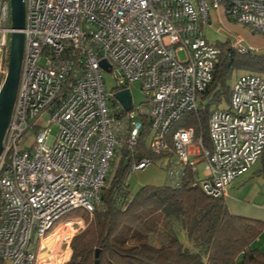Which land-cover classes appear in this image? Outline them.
<instances>
[{
  "label": "built area",
  "instance_id": "obj_1",
  "mask_svg": "<svg viewBox=\"0 0 264 264\" xmlns=\"http://www.w3.org/2000/svg\"><path fill=\"white\" fill-rule=\"evenodd\" d=\"M24 7L20 80L0 153L2 262L55 264V242L67 252L84 228L67 215L100 205L111 164L131 159L130 173L153 165L148 157L135 161L145 125L146 149L174 159L165 170L173 188L182 185L185 170L196 176L204 162L198 187L223 199L260 160L264 77L258 74L237 77L226 107L210 109L208 146L192 127H175L210 101L202 94L221 50L202 32L209 11L222 9L264 38V0H24ZM12 32L10 1L0 0V89ZM232 48L255 52L239 37ZM102 72L115 75L111 92ZM133 84L145 101L126 111L114 95ZM41 251L47 252L43 258Z\"/></svg>",
  "mask_w": 264,
  "mask_h": 264
},
{
  "label": "trees",
  "instance_id": "obj_2",
  "mask_svg": "<svg viewBox=\"0 0 264 264\" xmlns=\"http://www.w3.org/2000/svg\"><path fill=\"white\" fill-rule=\"evenodd\" d=\"M221 54L213 80L202 94L210 101L204 109L183 118L197 137L208 146L207 121L210 109L229 101V79L234 71L264 76V56L255 52L240 54L228 42L217 43ZM7 65V61H6ZM177 128V127H175ZM143 134L135 148V161L152 155L144 145ZM264 172V151L261 156ZM131 159L122 160L120 168L102 190L100 205L91 213L76 209L69 215L85 213V226L70 241L67 264H264V252L253 247L263 231V224L232 216L222 198L206 196L198 187L195 174L185 170L182 185L173 188L142 186L131 192L126 183ZM179 223L194 246L191 251L175 235L158 244L150 242L160 231ZM0 264H6L0 260Z\"/></svg>",
  "mask_w": 264,
  "mask_h": 264
},
{
  "label": "rangeland",
  "instance_id": "obj_3",
  "mask_svg": "<svg viewBox=\"0 0 264 264\" xmlns=\"http://www.w3.org/2000/svg\"><path fill=\"white\" fill-rule=\"evenodd\" d=\"M203 35L209 43L216 45L217 43L222 44V43L228 42L231 47L236 43L237 37L239 38L241 37V39L243 40V45L245 47L257 48L258 51L256 50L255 53H258V54L263 53L262 55L264 56V50H261L260 48L264 46V40L254 38L252 35H250L246 27L236 24L232 21H229L227 25H221V24L211 25V26L207 25L203 29ZM178 56L181 61L185 59V55L183 52H179ZM244 73H248V72L242 71V70L234 71L228 83L229 84L233 83L237 77H239L240 75ZM255 74H258V73H255ZM102 78H103L105 90L107 92H111L115 88V75L111 73L102 72ZM129 90L131 92L133 106L139 107L145 101V94L140 90V87L138 84H133L132 86H130ZM226 105H227V102L223 98L221 100L220 107L223 108V107H226ZM181 126H184L183 119L176 123V127H181ZM56 132H57V129L55 127H52L51 134L55 135ZM121 164H122V161H119V162L114 161L110 166V170L112 171L111 174L114 175V173L117 172L118 168H120ZM204 165H205L204 162H201L195 167L197 171L198 179H203L205 177ZM153 169L160 170L161 163L158 161H155L154 165L149 167L146 170L129 173L126 178V183L128 185L129 190L131 192H136L146 183H150L152 180L159 179L158 172L152 173V174L150 173ZM113 175L109 177V180L113 177ZM146 180L149 182H146ZM66 218L73 220V221L79 220L82 222V226H85V213L84 212L81 214H77V215H69ZM57 230L59 233L65 231L63 226H59ZM169 235H175L176 238L179 240V242L183 245V247L191 251H194V246L192 242L188 239L187 235L185 234V232L183 231V228L181 227L179 223H175L172 229L170 228V229L160 231L156 236L150 239V242L153 244L165 242L167 241V236ZM50 242L51 243L49 244V247L52 248L54 246V242L53 241H50ZM55 243L56 245L53 250V255L59 251L57 255L54 257L55 264L68 263V260L70 258V249L67 250L66 252V249L64 246L59 248V243L58 242H55ZM45 255H47V252H42V251L40 252V258L45 257Z\"/></svg>",
  "mask_w": 264,
  "mask_h": 264
},
{
  "label": "crops",
  "instance_id": "obj_4",
  "mask_svg": "<svg viewBox=\"0 0 264 264\" xmlns=\"http://www.w3.org/2000/svg\"><path fill=\"white\" fill-rule=\"evenodd\" d=\"M229 21L231 20L224 14L222 9L210 10L209 22L208 24L202 27V32L204 27L207 25L208 26L219 25V24L227 25ZM252 36L254 38L264 40V38L254 35ZM260 48L261 50H264V46ZM253 49L255 51L257 50V48H253ZM261 158L247 174L237 178L231 184V186L227 189L226 195L223 198V200L226 205L227 211L229 212L230 215L253 220L263 224L264 226V172L261 163ZM158 162L161 163V169L160 170L153 169L150 173L152 174L158 172L159 179L152 180L150 183H146L143 186H163L167 184L165 170L170 165L169 162L174 163V159L172 158L170 160L162 159V160H158ZM204 169H205V165H204ZM195 179L197 181L201 180L198 179L197 171H196ZM146 182L149 181L146 180ZM253 247L261 252H264V227L261 235L257 238L255 243L253 244Z\"/></svg>",
  "mask_w": 264,
  "mask_h": 264
},
{
  "label": "water",
  "instance_id": "obj_5",
  "mask_svg": "<svg viewBox=\"0 0 264 264\" xmlns=\"http://www.w3.org/2000/svg\"><path fill=\"white\" fill-rule=\"evenodd\" d=\"M9 1L11 29L13 32L10 36L7 72L0 89V153L2 151L3 138L13 111L20 80L24 43L22 30L25 27L24 0ZM114 97L126 111L131 110V93L128 90L117 92ZM95 264H98V262Z\"/></svg>",
  "mask_w": 264,
  "mask_h": 264
}]
</instances>
